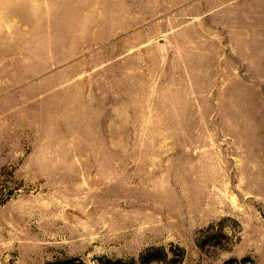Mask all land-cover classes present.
<instances>
[{
  "label": "rangeland",
  "instance_id": "374dc122",
  "mask_svg": "<svg viewBox=\"0 0 264 264\" xmlns=\"http://www.w3.org/2000/svg\"><path fill=\"white\" fill-rule=\"evenodd\" d=\"M149 248L264 264V0H0V264Z\"/></svg>",
  "mask_w": 264,
  "mask_h": 264
},
{
  "label": "trees",
  "instance_id": "16d2710c",
  "mask_svg": "<svg viewBox=\"0 0 264 264\" xmlns=\"http://www.w3.org/2000/svg\"><path fill=\"white\" fill-rule=\"evenodd\" d=\"M244 260H242L243 262ZM236 263V261L226 262L224 264ZM45 264H86L76 257H65L61 259H54ZM97 264H179L172 258L168 251L164 248H149L141 252L136 258L129 259H110L102 258L97 261Z\"/></svg>",
  "mask_w": 264,
  "mask_h": 264
}]
</instances>
